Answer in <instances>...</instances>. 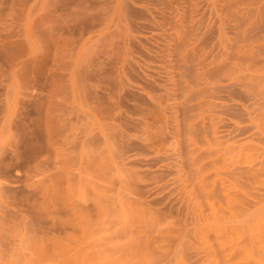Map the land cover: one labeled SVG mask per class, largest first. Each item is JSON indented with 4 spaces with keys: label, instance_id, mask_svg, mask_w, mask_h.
Wrapping results in <instances>:
<instances>
[{
    "label": "rangeland",
    "instance_id": "obj_1",
    "mask_svg": "<svg viewBox=\"0 0 264 264\" xmlns=\"http://www.w3.org/2000/svg\"><path fill=\"white\" fill-rule=\"evenodd\" d=\"M0 264H264V0H0Z\"/></svg>",
    "mask_w": 264,
    "mask_h": 264
},
{
    "label": "bare ground",
    "instance_id": "obj_2",
    "mask_svg": "<svg viewBox=\"0 0 264 264\" xmlns=\"http://www.w3.org/2000/svg\"><path fill=\"white\" fill-rule=\"evenodd\" d=\"M82 219V218H81ZM83 221V220H82ZM38 248V247H37ZM43 249V248H42ZM40 251V250H39ZM45 253V252H44Z\"/></svg>",
    "mask_w": 264,
    "mask_h": 264
}]
</instances>
